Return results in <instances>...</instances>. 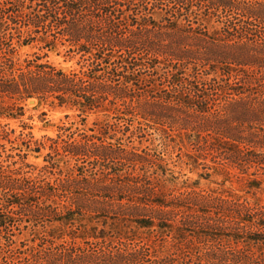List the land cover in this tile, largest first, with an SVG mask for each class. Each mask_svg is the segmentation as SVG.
<instances>
[{
  "label": "trees",
  "instance_id": "1",
  "mask_svg": "<svg viewBox=\"0 0 264 264\" xmlns=\"http://www.w3.org/2000/svg\"><path fill=\"white\" fill-rule=\"evenodd\" d=\"M262 190L264 0H0V264H264Z\"/></svg>",
  "mask_w": 264,
  "mask_h": 264
},
{
  "label": "rangeland",
  "instance_id": "2",
  "mask_svg": "<svg viewBox=\"0 0 264 264\" xmlns=\"http://www.w3.org/2000/svg\"><path fill=\"white\" fill-rule=\"evenodd\" d=\"M38 50V47L34 44L32 46L22 47L19 51V54L24 57L28 53ZM42 54L47 53V59L54 62L58 66L69 70L76 68L77 66V57L70 58L66 53L63 47H56L52 50L42 49L40 50ZM69 113L72 116L66 118L65 115ZM74 112L68 109H63L59 107H53L49 103H42L36 100H29L26 104V120L33 125V132L37 137H41L44 134H49L55 136L58 131V126L64 122H71L76 120L77 117L74 116ZM32 116L31 119L27 117ZM95 114L89 116V123L93 121ZM12 126L20 128L17 126V123L12 122ZM137 144V142H135ZM155 142L154 145H156ZM190 150V148H189ZM47 150H44L40 155L31 153L28 157V161L34 164L42 165L44 164L43 155ZM207 162L211 164V161L208 159ZM183 173L186 174L183 179L190 177V180L187 182L193 184V182L198 181L200 187L206 189H222L229 191L233 194H243L244 193V184L240 182L236 177H228L225 174L217 173L213 169L208 170L212 175L210 177L205 176V171L202 168L191 171L188 166H183ZM203 173V175H201ZM180 187V185L178 186ZM260 197H264V190L260 191Z\"/></svg>",
  "mask_w": 264,
  "mask_h": 264
}]
</instances>
